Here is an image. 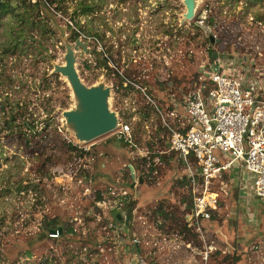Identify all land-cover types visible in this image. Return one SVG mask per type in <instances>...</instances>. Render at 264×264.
<instances>
[{"label": "rangeland", "instance_id": "374dc122", "mask_svg": "<svg viewBox=\"0 0 264 264\" xmlns=\"http://www.w3.org/2000/svg\"><path fill=\"white\" fill-rule=\"evenodd\" d=\"M21 1H10L13 13H0V264H130L133 239L154 264L182 260V243L202 250L186 227L192 200L182 163L173 154L152 155L145 172L139 158L167 152L156 131L163 119L175 122L170 111L180 113L211 53L255 57L264 75V0H197L185 21L182 0H57L38 18ZM24 11L34 14L27 22L19 17ZM68 43L81 82L109 87V109L129 126L132 144L119 142L118 130L80 143L65 126L61 113L74 98L53 67L63 64ZM246 177L235 169L209 186L219 198L203 223L205 243L215 248L208 264H264V203ZM134 184L138 199L125 227L97 198L109 188L130 194ZM51 220L72 229L74 240L47 238Z\"/></svg>", "mask_w": 264, "mask_h": 264}, {"label": "built area", "instance_id": "2783aa9c", "mask_svg": "<svg viewBox=\"0 0 264 264\" xmlns=\"http://www.w3.org/2000/svg\"><path fill=\"white\" fill-rule=\"evenodd\" d=\"M216 54L215 60L208 59L200 66L196 87L178 105L180 113L170 111L175 122L165 123L163 119L162 130L156 131L155 141L166 143L167 152H147L139 158L146 160L145 167L141 166L145 172L150 156L159 159L163 153L175 155L184 166L192 200V211L185 215L186 227L205 244L201 264H208L215 251L213 245H206L202 231L203 223L209 222L218 209L219 195L209 191L213 181L242 169L251 177L254 196L264 202V75L255 67V57L245 61L244 57ZM155 109L161 116L162 109ZM116 130L117 138L125 145L132 144L127 124L119 123ZM130 173L134 176V170ZM128 190L130 194L125 189L109 188L98 206L113 219L111 212L120 210L124 219L126 205L138 199L135 184ZM58 236L55 232L48 237ZM176 238L174 242H179ZM137 243L133 239L136 252L130 264H154L144 260ZM182 244L190 248L188 243Z\"/></svg>", "mask_w": 264, "mask_h": 264}, {"label": "water", "instance_id": "95a60500", "mask_svg": "<svg viewBox=\"0 0 264 264\" xmlns=\"http://www.w3.org/2000/svg\"><path fill=\"white\" fill-rule=\"evenodd\" d=\"M182 2L185 7V13L182 15L181 21L191 20L194 17L198 1L182 0ZM210 41L213 43L212 37H210ZM65 48L63 64L54 65L53 72L60 74L66 79L74 98V105L70 109L63 111L61 115L65 126L73 132L74 138L88 143L116 130L118 117L115 112L109 109V87H106L103 83L96 86L83 84L75 68L76 56L71 44H66ZM210 57L215 60L218 55L211 53ZM119 142H121L120 139ZM129 171L133 172L130 166ZM139 183H142V179L139 180ZM132 187L133 185H131ZM111 213L116 220L120 221L122 219L120 210H115ZM131 214L130 210H126L124 214L125 227L129 224ZM43 237H45L44 234L41 238Z\"/></svg>", "mask_w": 264, "mask_h": 264}, {"label": "trees", "instance_id": "16d2710c", "mask_svg": "<svg viewBox=\"0 0 264 264\" xmlns=\"http://www.w3.org/2000/svg\"><path fill=\"white\" fill-rule=\"evenodd\" d=\"M10 1L11 0H0V13L11 14V13H13L14 10H16L15 5H11ZM56 2H57V0H37L34 3H31L29 0L28 1L22 0L21 5H24L26 8H35L36 14L34 15L33 13H28V12L24 11L23 14L19 15V17L22 20H26V22H27L29 16L31 17L34 15L33 18H35V17L38 18L40 16L39 13L41 12V10L44 11L45 15L48 17L47 13L50 14L51 8H53V6L56 5ZM81 6H82V13H86L88 11L89 7L86 5H81ZM54 9L59 10L58 7H55ZM30 23H32V21H30ZM72 33L77 36V33L75 31H72ZM69 148L72 149L73 147L69 146ZM80 156H83V153H81ZM140 162L145 163L146 160L142 159V160H140ZM150 170H152V168ZM184 182L187 185H189V181L187 180L186 177H185ZM199 186H200V184H199ZM190 198H191V196H190ZM97 199H98V201H100L102 199L100 194H98ZM135 205H136L135 200L130 201L126 205V209L130 210L131 213H133ZM190 207H189V212L192 211V206H190ZM157 211H159V213L166 218L167 214L163 212L162 207L158 208ZM214 214H215V212L212 213V216ZM108 215L112 217L111 214H108ZM131 221H132V217L130 218L128 226L131 225ZM126 230H128V228ZM55 232H59L58 237L60 238V240H62V239L71 240V241L74 240L73 238L69 239V237H68V234H73L72 229L66 228V225L58 223L56 220H51V221H49V223L46 224V227L44 228V233L47 235V238H48V236L50 234L55 233Z\"/></svg>", "mask_w": 264, "mask_h": 264}, {"label": "crops", "instance_id": "0c3cea01", "mask_svg": "<svg viewBox=\"0 0 264 264\" xmlns=\"http://www.w3.org/2000/svg\"><path fill=\"white\" fill-rule=\"evenodd\" d=\"M246 178H247V180H245V184L247 186V182L246 181H249V190L251 189V191L253 193V187H252L251 177H249V178L246 177ZM245 184L243 183V185H245ZM242 189H245V188L242 187ZM259 201H261V200H259ZM261 202L264 203L263 201H261ZM238 241L239 240H238V236H237L236 245H237V242ZM186 249L187 250L184 253L185 255L182 257V260H181V258L180 259L179 258H176L174 260V264H201V262H202V259H201L202 258V250L201 249L192 248V247H190V248L186 247ZM160 256L161 255L159 254L158 257H160ZM163 261H164L163 258L160 257L159 264H160V262L162 263ZM212 264H215V263H212Z\"/></svg>", "mask_w": 264, "mask_h": 264}, {"label": "flooded vegetation", "instance_id": "af4514ba", "mask_svg": "<svg viewBox=\"0 0 264 264\" xmlns=\"http://www.w3.org/2000/svg\"><path fill=\"white\" fill-rule=\"evenodd\" d=\"M138 6V8H136L135 9V11L137 12V16H138V12L140 13L141 12V5L138 3L137 5H136V7ZM91 10V9H90ZM124 11H126V10H124ZM140 17H137V18H135L134 20L135 21H137L138 22V19H139Z\"/></svg>", "mask_w": 264, "mask_h": 264}, {"label": "bare ground", "instance_id": "6f19581e", "mask_svg": "<svg viewBox=\"0 0 264 264\" xmlns=\"http://www.w3.org/2000/svg\"><path fill=\"white\" fill-rule=\"evenodd\" d=\"M196 5V4H195ZM65 79V78H64ZM66 80V79H65ZM67 82V81H66ZM100 84V83H99ZM99 84H96V85H99ZM96 85H93V86H96ZM110 97V96H109ZM108 103H109V99H108ZM117 120H118V118H117ZM118 124L120 123V121L118 120V122H117ZM118 124H117V126H118ZM78 142H80V143H85V142H81V141H79V140H77Z\"/></svg>", "mask_w": 264, "mask_h": 264}]
</instances>
